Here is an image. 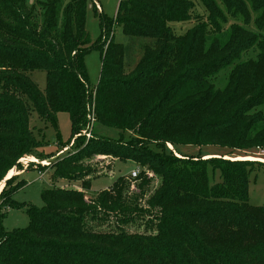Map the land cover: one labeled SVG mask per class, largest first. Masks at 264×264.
<instances>
[{"label":"trees","instance_id":"obj_1","mask_svg":"<svg viewBox=\"0 0 264 264\" xmlns=\"http://www.w3.org/2000/svg\"><path fill=\"white\" fill-rule=\"evenodd\" d=\"M88 1L0 0V174L20 166L24 155H54L33 154L41 146L31 127L34 113L58 139L59 113L69 114L72 138L86 125L85 56L92 49L102 53L91 94L96 125L136 137L80 136L71 152L39 165L40 172L53 170L51 182L63 178L81 187L43 189L44 205L27 207L25 228L5 230L6 212L0 213V264H264V205L249 198L258 163L180 157L167 146H264V0H121L115 19L100 14L102 36L92 44ZM186 22L194 25L177 34L174 26ZM117 24L125 35L153 39L130 72L124 45L114 40ZM254 48L256 57L243 60ZM226 68L227 84L218 88L213 79ZM34 71L46 73L44 89ZM96 154L133 159L159 177L149 209L133 204L123 177L88 198L102 174L79 178L71 171ZM145 172L138 175L140 196L151 184ZM12 179L0 193L1 208L15 206L12 196L26 184L8 190ZM111 218L114 228L94 229L92 222ZM144 218L145 232L128 230Z\"/></svg>","mask_w":264,"mask_h":264},{"label":"rangeland","instance_id":"obj_2","mask_svg":"<svg viewBox=\"0 0 264 264\" xmlns=\"http://www.w3.org/2000/svg\"><path fill=\"white\" fill-rule=\"evenodd\" d=\"M121 0H89L87 7V17H86V28L90 35V44L96 42L102 36L101 27V13L113 20L117 15V11ZM36 0H29L28 5L31 6ZM233 21V20H232ZM194 23L186 22L184 24H176L174 29L177 34L184 33L188 28L192 27ZM114 40L118 43L124 45V70L125 72H130L136 64L139 62L143 55L142 45L150 43L153 39L143 38V37H132L125 35L123 33L122 26L115 25ZM258 53V49L254 48L245 53L242 57L243 60L249 58H255ZM85 65L88 74V80L90 85V96H88V118L87 123L84 125L82 130H80L77 137L86 138L87 140V128L90 127L91 133H98L105 135L109 138L115 140H122L129 142L136 137L133 131H127L121 128H110V127H100L96 125V119L92 111L91 103L94 95V90L99 82L100 74L102 70V53L99 49H92L85 56ZM231 68H226L221 70L218 75L213 79L218 88H223L227 84L228 74ZM33 80L38 83L41 89L46 86V73L44 71H34L32 73ZM90 108V109H89ZM58 126L60 132V139L57 138V133L51 124L44 122L39 119L37 114H33L31 117V127L33 128L34 135L38 138L40 147L35 148L33 154H47L49 151L54 154L52 157L36 158L31 155H24L19 159V165L11 168L10 170H4L0 174V193L4 190L6 180L8 177L12 176L10 179V186L7 187L10 190L13 185H16L20 180H25L26 184L24 187L17 190L13 196L12 200L15 202V206L10 208H1L2 203L5 200V195H2L0 200V213L6 212V216L2 221V226L5 230H13L16 228H25L29 224V215L27 213V207L32 205L41 208L44 203L41 197V192L43 189L58 186H72L79 185L80 182L69 181L67 179H58L55 182L50 181L49 174L53 172L52 169H47L46 171L40 172L39 165H50L57 158L63 156L64 154L71 152V147L76 136L72 138V124L70 116L68 113L61 112L58 114ZM72 139V140H71ZM71 141V142H70ZM73 142V143H72ZM70 147H65L62 151H58L61 146L69 145ZM169 149H172L176 155L182 157H191L202 155L204 157H219L224 156L228 160H248L253 163H258L253 166V170L250 174V185H249V198L250 204L252 205H264V154H259L257 151L258 147H264L263 145H258L255 147H243V148H230V147H220L219 145L208 144L203 147L191 146V145H173L171 142L167 143ZM153 148H155L153 146ZM56 152V153H55ZM48 155V154H47ZM34 157L37 160H32L30 158ZM55 158V159H54ZM258 158V159H256ZM263 159V160H259ZM80 160L83 161L84 166L79 168H73L72 173H74L79 178H89L93 174V171L100 172L102 176L95 179L92 182L91 188L87 190L88 198L96 197L100 193L101 189L111 186L113 182L119 178L123 177L128 182V190L126 194L129 198L133 200V204L139 203L147 209L150 208L147 201L155 193L156 189L161 185V180L152 171L148 170L146 167H139V163L133 159H119L112 155H92L91 157H84ZM21 168V169H20ZM135 168H140V172L145 170V176L151 179V184L148 185V192L145 196H140V185H142V178L138 179L131 178V172ZM216 179H219V173H217ZM7 190V189H6ZM148 218L137 219V224H132L128 230L132 233H143L145 232V224ZM116 218H111L110 221L105 222L103 225H98L99 222H92L95 230H108V228H114L116 225ZM154 232H156L154 230Z\"/></svg>","mask_w":264,"mask_h":264},{"label":"built area","instance_id":"obj_3","mask_svg":"<svg viewBox=\"0 0 264 264\" xmlns=\"http://www.w3.org/2000/svg\"><path fill=\"white\" fill-rule=\"evenodd\" d=\"M89 109H90V108H89ZM90 127H91V126H89V127L87 128V130H86L88 139H90V138L92 137V133H91V131H90ZM76 137H77V136H76ZM72 143H73V142H72ZM257 151H258L259 154H264V147H258V148H257ZM256 159H258V158H256ZM259 160H263V159H259ZM263 161H264V160H263ZM139 173H140V168H135V169L131 172L130 177L133 178V179H135V178L138 177Z\"/></svg>","mask_w":264,"mask_h":264},{"label":"crops","instance_id":"obj_4","mask_svg":"<svg viewBox=\"0 0 264 264\" xmlns=\"http://www.w3.org/2000/svg\"><path fill=\"white\" fill-rule=\"evenodd\" d=\"M70 145V144H69ZM69 145H67V146H65V147H68ZM64 147V148H65ZM62 151V150H61ZM63 152V151H62ZM206 158H208V156L206 157ZM43 174H46V173H43ZM51 174V173H50ZM50 174H49V176H50ZM73 187H78V188H80L81 187V183L79 184V185H72ZM110 186H108V187H106V188H104V189H108ZM104 189H101V190H104ZM100 190V191H101Z\"/></svg>","mask_w":264,"mask_h":264},{"label":"water","instance_id":"obj_5","mask_svg":"<svg viewBox=\"0 0 264 264\" xmlns=\"http://www.w3.org/2000/svg\"><path fill=\"white\" fill-rule=\"evenodd\" d=\"M71 146V144L68 146V147H70ZM55 159V158H54ZM12 176H10V177H8L6 180H8V179H10Z\"/></svg>","mask_w":264,"mask_h":264},{"label":"bare ground","instance_id":"obj_6","mask_svg":"<svg viewBox=\"0 0 264 264\" xmlns=\"http://www.w3.org/2000/svg\"><path fill=\"white\" fill-rule=\"evenodd\" d=\"M30 159L34 160L35 158H34V157H32V158H30ZM35 160H37V159H35Z\"/></svg>","mask_w":264,"mask_h":264}]
</instances>
